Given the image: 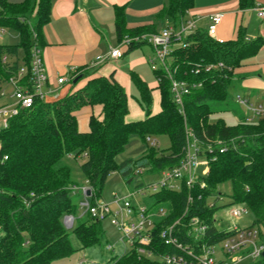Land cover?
Returning a JSON list of instances; mask_svg holds the SVG:
<instances>
[{
    "label": "trees",
    "instance_id": "trees-1",
    "mask_svg": "<svg viewBox=\"0 0 264 264\" xmlns=\"http://www.w3.org/2000/svg\"><path fill=\"white\" fill-rule=\"evenodd\" d=\"M193 2L167 0L156 19L167 18L177 28L193 8ZM51 5L52 0H23L19 4L0 0V29L14 31L19 38L17 45H0V84L15 76L21 65L28 69L32 46H43L42 29L49 22ZM255 7V0H238L240 11ZM150 29H127L124 9L114 8V32L119 41ZM262 44L260 37L247 39L241 25L230 41L217 42L200 30L189 33L182 45L172 50L170 67L176 80L201 84L183 98L184 118L171 99L166 75L152 71L160 95V110L156 114L151 113V90L136 74H130L137 91L136 102L145 114L143 120H125L127 95L113 75L88 79L82 87L54 101L35 99L30 108L21 109L9 119L6 127L0 129V264H49L69 257L74 253L71 235L76 236L83 249L99 245L103 234L100 221L88 216L77 219L70 232L62 225L64 215L77 214L75 198L81 196L72 188L89 185L93 204L100 199L106 179L114 172L130 184L137 169L157 175L178 166L185 128L202 147H211V153L206 154L207 176L190 190L182 185L179 192L161 190L145 199L149 211L165 207L167 215L154 219L147 246L135 244L108 264H163L138 254L137 250L142 248L153 256L175 253L159 238L161 230L179 218L180 228L193 216H201L210 224L214 210L207 207V201L215 200L217 187L227 182L232 188L227 197L231 202L244 204L252 214L253 226L264 229V119L252 124L243 119L234 126H227L222 119L209 122L211 115L229 107L234 71L254 56ZM135 45L130 43L128 50ZM218 63L225 68L205 72V66ZM196 68L200 70L198 74H194ZM87 76L83 69H78L72 81L76 80V85ZM97 105L102 107L101 120L90 116L88 130L79 131L74 113ZM161 135L169 139L167 151L146 145V138ZM131 136H137L146 145L144 153L116 163L115 157ZM81 158L78 172L84 182L77 185L68 159L78 162ZM188 195L192 202L182 217ZM221 237L200 242L210 244ZM178 239L192 245L182 234ZM254 264H264V257Z\"/></svg>",
    "mask_w": 264,
    "mask_h": 264
},
{
    "label": "built area",
    "instance_id": "built-area-1",
    "mask_svg": "<svg viewBox=\"0 0 264 264\" xmlns=\"http://www.w3.org/2000/svg\"><path fill=\"white\" fill-rule=\"evenodd\" d=\"M256 17L264 20V7L254 8ZM221 15L214 14L209 17L207 35L214 39L216 27L221 22ZM194 21H182L177 28L166 26L159 32L141 34L132 39L123 38L117 48L110 49L104 57H97L90 65L91 68L108 60H118L123 56L121 47L128 48L130 43H144L153 50V55L148 61L151 71H162L169 80V91L177 112L184 118L183 98L193 90L199 89L201 84H189L186 81H178L173 77L171 63L173 61L172 50L181 46L185 37L194 31ZM4 30L0 29V39ZM220 42L218 40H215ZM6 57L2 58L6 62ZM222 63L207 65L205 72L212 69H224ZM194 70V74L199 73ZM73 78V77H72ZM64 78H58V85L65 83ZM8 90L0 91V125L6 127L8 120L18 115L21 109H28L35 99L45 102L54 101L58 94L46 86V75L40 50L34 45L31 48V57L28 69L21 65L15 76H11L4 83ZM235 102L244 107L249 116L244 120L252 124L258 119H264V106L253 105L242 96H236ZM148 146L157 148V142L146 138ZM211 147H202L190 130L185 128V143L182 150V157L178 166L163 170L155 176V179L147 182L137 181L127 195L120 199H114L111 203L101 200L90 202L91 188L84 184L80 187H73L72 191L79 193L81 198L78 202V217L64 215L62 225L68 231L72 230L75 221L83 217H90L93 221L109 220L113 227L121 233L123 246H128L130 251L135 244L147 246L150 242V232L154 225V219L163 218L168 210L161 207L156 211H149L144 200L161 190L179 192L182 185L192 189L197 182H200L208 174L207 153L210 154ZM143 169L135 170L134 176L142 175ZM139 185H142L138 187ZM202 187V185H201ZM89 193V195H87ZM215 200L207 201V207L213 209L208 224L201 216L189 218L179 228L180 218L170 226L161 230L159 238L166 246H171L176 251L172 254L153 256L142 248L137 250L138 254L157 260L163 264H254L259 261L264 253V229L253 226H241L238 221L252 216L250 210L241 203L231 202L218 193ZM225 199V202L222 200ZM192 198L187 196L186 207L182 217L187 213ZM184 235L192 242V245L182 244L178 235ZM221 239L207 244L200 242L212 237ZM106 250L112 251L114 247L107 245ZM125 249V248H124ZM127 251V252H128ZM125 252V253H127ZM124 254V253H123ZM80 264V263H78Z\"/></svg>",
    "mask_w": 264,
    "mask_h": 264
},
{
    "label": "crops",
    "instance_id": "crops-1",
    "mask_svg": "<svg viewBox=\"0 0 264 264\" xmlns=\"http://www.w3.org/2000/svg\"><path fill=\"white\" fill-rule=\"evenodd\" d=\"M7 1L19 4L23 0ZM166 3L167 0H52L49 22L42 29L43 46L38 48L45 69L47 88L55 91L58 99L82 87L88 79L113 75L127 95L128 115L125 120L139 121L145 119V114L136 99L129 94L134 88L130 74L134 73L151 90V113H158L160 95L156 89L157 83L153 75L152 80L148 78V61L153 55L149 45L137 43L131 50L121 47V59L108 60L95 68L90 65L97 57L106 56L110 49L117 48L120 44L114 32L115 7L124 9L127 29L148 26L151 29L143 34H150V31L156 33L166 26H172L167 18L156 19ZM255 4L264 7V0H255ZM214 14L222 17L216 27L215 40H233L240 25L244 27L247 39L261 38L263 44L258 52L243 61L242 66L234 71L235 76L229 91H235L234 97L242 96L253 105L264 106V20L256 17L254 9L240 11L238 0H194L193 8L186 12L182 21L192 20L194 31L206 32L209 17ZM134 37L136 36H126L128 39ZM78 69H83L88 76L75 85L72 77ZM58 78H64L66 82L58 85ZM2 102L0 99V103ZM74 116L79 131L86 132L90 116L101 120L102 107H85L76 111ZM238 123L235 118L234 125Z\"/></svg>",
    "mask_w": 264,
    "mask_h": 264
},
{
    "label": "rangeland",
    "instance_id": "rangeland-1",
    "mask_svg": "<svg viewBox=\"0 0 264 264\" xmlns=\"http://www.w3.org/2000/svg\"><path fill=\"white\" fill-rule=\"evenodd\" d=\"M0 43H6L11 45L19 44V38L16 32L11 30H5ZM148 78L152 80L153 74L151 69L148 70ZM84 81L85 79H81L79 82ZM8 88L5 84H0V91H7ZM134 98L137 97V92L135 88H132V91L129 93ZM230 99H229V107L225 108L224 112H218L209 117V122H215L217 119H222L227 126H232L235 124V118L240 121L244 118L246 119L247 115H250L249 112L242 106L238 105L235 102V91H229ZM254 103L253 101H251ZM2 126L0 125V129ZM151 140L157 142V149L161 151H167L170 147V142L167 136H152ZM148 146V144L146 143ZM146 145L141 141L137 136L129 137L127 144L124 146L123 151L119 153L115 157V162L119 163L127 158L136 159L139 158L145 151ZM83 158H81L78 162L72 161L68 159L69 164L73 168V175L75 180L77 181V185L83 184V179L80 177L78 172V165L81 163ZM155 174L143 172L142 175L132 176V180L130 184H125L123 180L117 173H112L106 179L103 189L101 191L100 199L106 203H111L115 198L120 199L127 195L128 191L134 187L137 181H147L155 179ZM137 180V181H136ZM217 190L225 199H229L227 196H230L232 193L231 184L229 182L223 183L217 187ZM79 197L75 198V202L77 205V214L78 217V202ZM225 199L222 202H225ZM85 217L82 218V220ZM253 222L252 216H247L238 221L241 226H247ZM76 223V221H75ZM101 228L103 234L100 239V244L95 245L86 249L81 248V245L76 238V236H70V244L74 249V253L69 257L62 258L59 260L52 261L49 264H107L108 260L113 259L114 257L120 256L123 253L129 250L128 246H123L124 241L121 239V233L117 231L113 225L109 222V220H104L101 222ZM71 230H68L70 232ZM110 244L114 247L112 251H108L105 247ZM125 248V249H124Z\"/></svg>",
    "mask_w": 264,
    "mask_h": 264
},
{
    "label": "water",
    "instance_id": "water-1",
    "mask_svg": "<svg viewBox=\"0 0 264 264\" xmlns=\"http://www.w3.org/2000/svg\"><path fill=\"white\" fill-rule=\"evenodd\" d=\"M75 82H76V80L73 81V83H75ZM87 195H89V193H87ZM262 256L264 257V253L262 254Z\"/></svg>",
    "mask_w": 264,
    "mask_h": 264
}]
</instances>
